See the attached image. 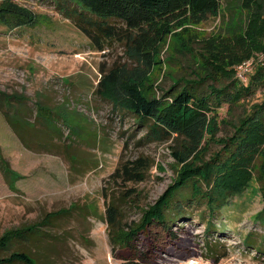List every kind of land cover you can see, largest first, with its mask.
<instances>
[{"label": "rangeland", "instance_id": "obj_1", "mask_svg": "<svg viewBox=\"0 0 264 264\" xmlns=\"http://www.w3.org/2000/svg\"><path fill=\"white\" fill-rule=\"evenodd\" d=\"M13 1L30 9L36 20L12 31L0 23V92L22 97L34 109L22 119L32 132L21 140L0 113V237L10 229L40 226L47 214L54 217L35 232L40 240L16 241L9 252L24 251L36 264H135L129 259L136 264H264V225L257 219L264 202L255 173L244 192L212 217L202 200L189 204L190 192L182 190L172 204L180 203L181 213L171 206L168 229L151 225L125 243V233L137 227L176 175L180 164L174 152L187 141L153 129L151 121L123 103L118 83L135 68L123 42L95 50L54 0ZM108 22L123 25L117 19ZM223 26L218 17L172 26L150 72L155 90L180 77L193 78L194 69L208 72L209 63L200 56L203 41L223 32ZM261 62L264 53L255 52L243 68V62L225 65L215 74L217 82L207 84L224 86L234 79L237 87L245 85ZM262 101L264 88L259 87L239 104L217 107L216 138L231 135L243 111ZM61 125L75 127L77 138ZM58 126L61 134L54 139ZM219 148L210 143L205 157ZM4 168L20 178L11 180Z\"/></svg>", "mask_w": 264, "mask_h": 264}, {"label": "trees", "instance_id": "obj_2", "mask_svg": "<svg viewBox=\"0 0 264 264\" xmlns=\"http://www.w3.org/2000/svg\"><path fill=\"white\" fill-rule=\"evenodd\" d=\"M54 2L58 11L88 38L95 50H103L114 40L123 42L125 54L135 63V68L118 83L123 103L140 119L151 121L153 129L157 128L167 135H182L187 141L180 151L174 152L180 164L176 175L165 192L143 212L137 227L125 233V243L132 241L133 236L139 232L149 231L151 225H161L164 230L168 229V210L174 206L177 213L181 211L180 203L172 204L175 195L185 189L190 192V197L186 198L188 203L199 198L204 202L209 217H212L230 198L244 192L255 173L264 202V101L254 103L243 111V115L232 124L231 135L216 138L221 122L217 119V107L222 103L231 106L239 104L242 98L253 94L259 87L264 88V62L256 63L248 82L240 87H237L234 79L224 86L207 84V81L217 82L215 74L223 66L233 68L249 60L255 52L264 53V0ZM208 17H218L224 23L223 32L203 41L200 56H205L204 60L209 63L206 65L208 72L201 74L194 69L191 71L193 78L180 77L169 87H157L156 90L160 91L157 95L153 84L149 82L150 72L159 63L160 47L170 28L185 23H198ZM108 19L120 20L123 25L111 24ZM35 20V14L30 9L13 0L0 3V23L10 31L32 25ZM202 84H206L209 92L204 91ZM33 109V103L28 100L0 92V113L20 140L23 135L32 132L22 119H26L23 117ZM40 126L45 132H50L46 123ZM59 127L56 128L54 139L57 134H61ZM67 127L71 129L68 136L76 139L77 129ZM212 142H217L220 148L206 158L205 153ZM67 156H70L68 152ZM4 170L10 178L14 176L11 180L20 178L8 168ZM107 216L111 219V210L107 211ZM52 217V213L47 214L39 221L40 226L50 225ZM257 219L264 225V204ZM207 224L206 230L209 231L210 220ZM40 226L33 224L6 231L0 237V251H8V254L0 256V264H36L28 253L9 250L16 241L38 239L36 235H41L35 232H40ZM139 255L141 252L138 249L136 256ZM129 261L135 264L138 262Z\"/></svg>", "mask_w": 264, "mask_h": 264}, {"label": "built area", "instance_id": "obj_3", "mask_svg": "<svg viewBox=\"0 0 264 264\" xmlns=\"http://www.w3.org/2000/svg\"><path fill=\"white\" fill-rule=\"evenodd\" d=\"M244 64H245V62H243V64L240 65L239 68H243ZM241 72H242V71H241ZM239 74H240V73H239ZM240 76H243L242 73L240 74Z\"/></svg>", "mask_w": 264, "mask_h": 264}]
</instances>
